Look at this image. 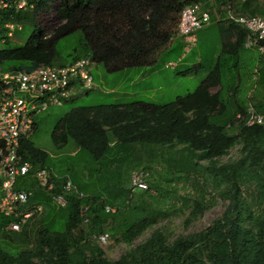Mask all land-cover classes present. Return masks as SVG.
<instances>
[{
  "label": "trees",
  "instance_id": "16d2710c",
  "mask_svg": "<svg viewBox=\"0 0 264 264\" xmlns=\"http://www.w3.org/2000/svg\"><path fill=\"white\" fill-rule=\"evenodd\" d=\"M49 1L27 0L29 8L14 14V23L33 25L34 31L23 47L0 49V67H9L5 71L66 66L90 54L110 73L148 69L157 62L153 56L174 43L185 7L200 5L211 12V20L215 15L210 8L224 12L233 6L237 14L246 16L258 15L260 9L258 0H60L56 9L59 25L46 37L35 18ZM9 16L3 14L2 24ZM229 22L237 37L235 43L224 44L223 53L238 55L249 32ZM77 31L83 33L80 54L64 62L57 49L59 41ZM260 61L264 69V59ZM222 66L220 59L194 93L172 103L140 100L73 108L53 134L58 147L71 141L77 145L68 162L53 163L30 140L22 141L19 153L25 161L35 169L70 174L87 197H71L67 208L56 209L47 194L33 192L32 199L45 206L44 216L40 222L32 219L20 233L4 232L9 220L0 221V264H264V126L249 127L244 120H236L239 113L246 117L247 106L234 97L238 87L228 90V97L222 96ZM260 75L264 82V72ZM219 85L222 88L211 94L210 88ZM233 101L236 107L231 106ZM256 108L264 112V101L257 102ZM237 145V157L221 161ZM155 161L165 164L167 191L152 174L161 168H149ZM79 166L85 167L86 180ZM136 169L151 173L147 179L150 190L135 193L137 197L127 203L132 193L131 173ZM179 183L181 189L193 190L188 195L198 193L188 199L186 228L208 209L206 192L221 190L225 210L205 230L171 241L167 229H155L117 260L108 259L97 244L87 240L91 234L108 232L133 245L160 218L178 212L176 205L181 203L169 205L167 198L170 194L180 197ZM59 184L55 191L60 190ZM33 186L29 189L34 191ZM106 205L115 212H107ZM85 207L88 229L83 223Z\"/></svg>",
  "mask_w": 264,
  "mask_h": 264
},
{
  "label": "rangeland",
  "instance_id": "374dc122",
  "mask_svg": "<svg viewBox=\"0 0 264 264\" xmlns=\"http://www.w3.org/2000/svg\"><path fill=\"white\" fill-rule=\"evenodd\" d=\"M60 0H50L43 10L36 15V22L41 28V35L49 36L51 32L59 25L56 9L58 8ZM260 3V14L264 15V0H258ZM203 9L204 7L201 6ZM205 9V8H204ZM203 9V10H204ZM231 9L237 14L233 6ZM206 10V9H205ZM214 11L215 16L222 17L221 13L214 8L207 9ZM227 10V7H226ZM211 13V12H210ZM224 23L229 22L228 11L224 12ZM21 30L13 31V36H7L6 30L1 29L0 32L5 34L0 35V49L5 47L20 48L23 47L28 39L32 36L34 26H23ZM223 23L219 22L217 18H213L208 25L202 29L203 33L200 36V41L197 46H192L188 50L186 42L178 37L181 36L178 31L176 32L175 42L163 53L158 52L153 56V60L157 61L151 68H132L126 69L116 73H110L106 70L103 64L96 63L93 60V55L90 54L89 58L92 61L90 66L91 74L94 78V88L87 91H80L71 102L65 103L60 107H52L49 110L38 114L35 118L36 130L33 136L29 139L38 149L43 150L49 156V160L53 163H64L74 158L77 152V145L71 141L64 147H58L54 143L53 134L58 122L63 119L75 107H92V106H107L115 104H124L130 101L146 100L157 104L172 103L180 97H185L189 93H194L204 82L208 75L207 70L215 68L216 63L220 62L222 84L224 86L222 96L228 95V90L235 91L237 87L239 91L234 96L236 101L246 106L249 105L248 95L253 91L252 102L256 105L257 102L264 101V82L256 81L263 69L261 64L259 52L256 48L250 50L241 49L238 55L224 54V32ZM5 36V37H4ZM8 37V38H6ZM8 43H10L8 45ZM83 44V33L77 31L72 35L62 39L58 44V53L62 61L71 60L72 54H80V46ZM169 48V49H168ZM192 51V52H191ZM182 60V61H181ZM13 65V64H9ZM9 67L1 68V71L9 70ZM201 68V69H199ZM260 69V72H259ZM258 70V74L256 73ZM222 86L211 88L212 93H216ZM228 97V96H227ZM232 107H236L235 102H231ZM237 145L230 151L228 156L221 158V161H227L229 158L235 159L238 154ZM149 166L151 170L154 168H161L159 171H153L154 178L159 180L165 188V164L157 163L156 161ZM205 164V162H202ZM77 168V167H76ZM83 174V179L86 180L87 173L84 166L77 168ZM156 172V174H155ZM159 173V174H158ZM34 191L40 190L36 184L32 183ZM129 186V184H127ZM178 188H182V184H177ZM192 188V185L190 186ZM141 192H137L139 194ZM46 194V193H44ZM185 189L178 192L180 197L169 195L167 198L168 204L176 205V201L181 203L180 206L176 205L175 213L171 217L160 218L159 222L153 229L149 230L142 237L138 238L135 243L128 246L119 238H114L110 235L107 244L101 246L106 257L110 260H117L123 253L130 248H134L143 240L147 239L152 232L156 229H167L170 232V240L173 241L180 235H188L205 230L213 224V222L224 212L226 203L223 202L220 189H214L208 195L209 207L204 215L195 220L188 228L183 224L190 212L189 197ZM137 197V196H136ZM134 197V198H136ZM159 198V194L157 196ZM175 201H174V200ZM215 199H218L215 201ZM187 200L189 201L187 203ZM119 202V201H118ZM38 203L34 201L33 204ZM168 204L165 206L168 208ZM43 206V205H42ZM157 207V205H156ZM44 208V206H43ZM42 208V209H43ZM44 216L40 215L35 219V222H40ZM7 218L0 216V221H5ZM9 220V219H8ZM88 229L87 226H84ZM4 232H10L3 230ZM118 239L119 241H116Z\"/></svg>",
  "mask_w": 264,
  "mask_h": 264
},
{
  "label": "built area",
  "instance_id": "2783aa9c",
  "mask_svg": "<svg viewBox=\"0 0 264 264\" xmlns=\"http://www.w3.org/2000/svg\"><path fill=\"white\" fill-rule=\"evenodd\" d=\"M28 8L27 0H0V30L5 29L9 37L13 36V31L21 30V25L13 22L14 14ZM5 13H10L9 20L2 24ZM229 21L249 32L245 46L257 47L260 58L264 59V16L250 17L231 12ZM210 22V13L203 11L200 5L183 9L178 33L184 37L188 50L196 45V32ZM91 64L90 58H82L66 66L41 65L32 71L0 70V216L12 218L6 230L21 232L24 225L42 211L38 205L23 209L29 205L31 193L20 188L19 182L25 179L28 184L32 178L41 188L51 192L55 187L54 179L63 178L48 169L34 171L32 164L25 161L19 151L22 141L29 140L35 133L38 114L63 106L78 92L94 88ZM248 114L249 125L264 123V115H258L251 103ZM142 178V174H134L136 189H147ZM63 180L62 192L52 196L58 207H66L67 195L77 192L68 175ZM94 238L100 244H106L109 237Z\"/></svg>",
  "mask_w": 264,
  "mask_h": 264
},
{
  "label": "clouds",
  "instance_id": "9594fccd",
  "mask_svg": "<svg viewBox=\"0 0 264 264\" xmlns=\"http://www.w3.org/2000/svg\"><path fill=\"white\" fill-rule=\"evenodd\" d=\"M230 12H232V10L230 9ZM233 13V12H232ZM235 15H236V13H234ZM237 15H240V14H237ZM243 16H246V15H243ZM255 16H257V15H255ZM261 16V15H260ZM251 17V16H250ZM246 44V43H245ZM260 56V55H259ZM260 60H263V59H261L260 58ZM259 72H258V70H257V74H258ZM257 82L258 81H260L259 80V77H258V79L256 80ZM252 99H253V91H251V92H249V95H248V100H249V104L251 103L253 106H254V108H255V110H256V112H257V114L258 115H264V112H262V113H259L258 111H257V108H256V105L252 102ZM248 107H249V105L247 106V108H246V117H244L241 113H239V114H237V116H236V120H244V122H245V124L247 125V126H249V127H252V126H254V125H260V126H264V123L263 124H253V125H249V114H248ZM228 127H231V125H229ZM27 162H29V161H27ZM29 163H31V162H29ZM32 164V163H31ZM32 166H33V170L34 171H36V170H38V169H48L49 171H51V172H53V173H55V174H57V175H59V176H62L63 178H64V176L65 175H68L69 176V178L72 180V178H71V176H70V174H68V173H58V172H56L54 169H49V168H38V169H35V167H34V165L32 164ZM135 173H139V174H142V176H143V181H144V183H146V185H147V189H136L135 187H134V185H133V176H134V174ZM151 173L149 172V171H145V170H143V169H136V170H134V171H132V173H131V177H130V192H132V193H130V196H129V200L127 201V203H130L131 202V200L132 199H135L134 197H135V193H137V192H145V191H149L150 190V187H149V184H148V182H147V179H148V176L150 175ZM63 178H55L54 179V183H55V187H54V190L53 191H48L47 189H44V188H41L38 184H37V182H36V180L35 179H30V183H28L27 184V181L24 179L22 182H19L20 183V186H21V184H23V183H26V186L28 187H24V189H27L30 193H31V196H30V202H29V205L28 206H26V207H24L23 209H27L29 206H32V205H38V206H41L42 208H43V204L42 203H35V204H33L34 203V200L32 199V197H33V192L29 189V186H31L32 185V183H34V184H36V186L42 191V192H44V193H46L48 196H49V200H50V204L53 206V207H55L56 209H65V208H67L68 207V205H69V202H70V198L71 197H75V198H77V199H79V200H84L86 197H87V195L85 194V193H83L82 191H80L79 189H78V187L75 185V183L73 182V180H72V182H73V184H74V186L76 187V189H77V192H72V193H69L68 195H67V199H68V203H67V206L66 207H58L54 202H53V200H52V196H53V194H55V193H61L62 192V185H63V182H64V180H63ZM57 182H59L60 184H59V188H60V190L59 191H55V188H56V183ZM21 188V187H20ZM193 193V190L192 189H190V190H186V193ZM81 195H83V196H81ZM179 204V203H178ZM43 205V206H42ZM87 210H88V208L87 207H85V208H83L82 209V212H83V216H84V221H83V223H84V226H88L89 225V223H90V221H89V218H87V216H86V212H87ZM105 210L107 211V212H115V208H112V207H110V206H108V205H106L105 206ZM44 211H45V206H44V208L42 209V211L41 212H39L36 216H34L32 219H36L37 217H39L40 215H43L44 214ZM1 217H3V216H1ZM4 218H6V217H4ZM9 219V223L12 221V218H7V220ZM31 219V220H32ZM30 220V221H31ZM30 221H28L27 223H29ZM8 223V224H9ZM26 223V224H27ZM8 224L4 227V229L8 226ZM25 224V225H26ZM24 225V226H25ZM24 228V227H23ZM6 230V229H5ZM6 231H8V230H6ZM10 232H14V231H10ZM22 232V231H21ZM14 233H20V232H14ZM103 235H108V237L110 238V234L108 233V232H106V233H101V234H91V235H89L88 236V238H87V240L89 241V242H91V243H94V244H97L100 248H101V246L102 245H104V244H100L97 240H95V238L94 237H96V238H98L99 236H103ZM109 238H108V240H109ZM108 242V241H107ZM107 244V243H106ZM109 244V243H108ZM107 244V245H108Z\"/></svg>",
  "mask_w": 264,
  "mask_h": 264
},
{
  "label": "crops",
  "instance_id": "0c3cea01",
  "mask_svg": "<svg viewBox=\"0 0 264 264\" xmlns=\"http://www.w3.org/2000/svg\"><path fill=\"white\" fill-rule=\"evenodd\" d=\"M236 1H238V0H236ZM259 5H260V3H259ZM259 8H261V7H259ZM204 9V8H203ZM231 9V8H230ZM205 10V9H204ZM232 10V9H231ZM228 11V14H231V12H230V10L228 9L227 10ZM236 11V10H235ZM225 12V11H224ZM224 12H219V13H221V15H222V17L220 18V17H216L215 16V18H217V20L219 21V22H221V23H223L224 25H223V32L225 33L224 35V41H222V43L224 42V44L225 43H235V40H236V32H234V31H231V23L230 22H227V23H224V20H225V17H224ZM233 12V11H232ZM234 13V12H233ZM258 14H260V9H259V13ZM214 15H215V13H214ZM261 16H264V15H261ZM204 29V28H203ZM203 29H201V30H199V31H197L196 32V34H195V36H196V39H197V42H196V45H195V47L197 46V44L199 43V41H200V36L203 34V33H201L202 32V30ZM201 31V32H200ZM179 39H182V41H184L185 42V39H184V37H182V36H179L178 37ZM175 42V41H174ZM172 45H173V43H172ZM172 45H170L169 46V48L172 46ZM168 48V49H169ZM252 48H256L257 49V47H251V48H247L245 45H244V49L245 50H250V49H252ZM258 50V49H257ZM192 52V51H191ZM260 57V56H259ZM182 61V60H181ZM218 63V62H217ZM217 63H216V65L214 66V67H216L217 66ZM199 69H201V68H199ZM215 70V68H213V70L212 69H210V70H207V72L206 73H208V75L212 72V71H214ZM257 73V72H256ZM260 74V73H259ZM208 75L206 76V78L208 77ZM259 76H261V75H259ZM212 88H216V87H212ZM221 89V88H220ZM210 93L211 94H214V93H212L211 92V88H210ZM229 95V94H228Z\"/></svg>",
  "mask_w": 264,
  "mask_h": 264
}]
</instances>
